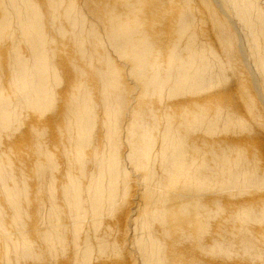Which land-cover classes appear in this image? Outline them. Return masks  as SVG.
Segmentation results:
<instances>
[{
	"label": "bare ground",
	"instance_id": "6f19581e",
	"mask_svg": "<svg viewBox=\"0 0 264 264\" xmlns=\"http://www.w3.org/2000/svg\"><path fill=\"white\" fill-rule=\"evenodd\" d=\"M43 1L42 9L41 1H0V52L7 36L10 44L20 37L28 52L5 47L11 75L6 82L0 76V134L14 131L21 107L39 115L30 162L37 183L34 244L27 248L23 220L28 190L17 186L0 156V189L12 216L5 223L0 207V264L30 257L35 264H264V161L224 135L244 118L235 97L203 93L217 85L225 63L191 30L207 17L221 41L239 44L243 32L229 22L235 15L250 50L242 53L241 43L238 52L254 59L260 77L255 70L251 86L264 104V0H202L223 3L225 19L217 5L210 15L193 9L196 0H100L90 11L104 19L108 53L124 59L131 88L103 56L98 30L82 36L88 22L75 15L76 2ZM12 22L17 36L8 35ZM48 24L56 37L45 34ZM6 63L0 60V71ZM61 70L67 81L58 94ZM4 85L14 96L8 87L1 92Z\"/></svg>",
	"mask_w": 264,
	"mask_h": 264
},
{
	"label": "rangeland",
	"instance_id": "374dc122",
	"mask_svg": "<svg viewBox=\"0 0 264 264\" xmlns=\"http://www.w3.org/2000/svg\"><path fill=\"white\" fill-rule=\"evenodd\" d=\"M1 1V0H0ZM37 3H38V5H39V2H40V4L42 5V6H40L41 7V9L43 8V6L45 5V4H43L45 1H43V0H35ZM74 1V3L76 2V4H75V15L76 16H78V14H79V16H81V17H83L84 18V20H85V22L87 23V25L84 27V32L82 31V36L84 37V38H87V36L90 34V30L92 29V30H94L95 29V31L96 30H98V31H96V33H97V40H98V42H99V44H100V42H102V44H104L103 46H104V48H102V46L100 45L99 47H100V50L101 49H103V50H101V52L103 53V56L105 55V57H106V54H107V57L109 58V59H113V60H111V61H113V62H115V63H113V67L115 68V69H117L119 72H117L118 73V76H120L121 75V78H122V80H125V81H122L123 82V84H125L126 86H128V83H132V78L131 77H129V75H130V73H129V71H128V69H126V67H125V63H124V59H120L119 60V58L118 57H116V56H118L117 54H114V52H113V54H111L112 53V48L109 46V44H108V42H107V39H105V38H103L102 36L105 34V32H104V30H105V24H104V22L102 21V20H104V19H101V16H99L98 14H92L91 13V11L90 10H92V9H95V8H97V7H99V4H100V0H93V2H92V0H73ZM78 1H79V3H78ZM97 1V2H96ZM98 1H99V3H98ZM126 0H121V1H119L120 2V4L121 5H123L122 4V2L124 3ZM197 1V0H196ZM196 1H195V4L193 5L194 7H193V9H201V10H204L207 14H209L210 15V13H208V12H210L211 10H212V7L213 6H216L217 8L219 7L220 8V11L222 12H218V11H216V13L219 15V16H221V18H223V19H225V17H224V14H223V3H215L214 5L213 4H211V5H213V6H209L208 4H206V3H203V1L201 0H198L199 2H197L198 4H196ZM82 2V3H81ZM206 4V5H205ZM78 5V6H77ZM85 5V6H84ZM149 5V6H148ZM173 5V7H175V6H177V3H175V4H172ZM172 5L171 4H167V5H165V6H163V8H165V7H168V8H171L172 7ZM46 6V5H45ZM44 6V7H45ZM152 5L151 4H149V3H147V4H145V6H144V4H143V7L145 8V12H146V10L148 9V8H150ZM197 6V7H196ZM207 6H209V7H207ZM221 6H223L222 8H221ZM262 6V5H261ZM178 7V6H177ZM200 7V8H199ZM263 8H264V6H262ZM210 10H209V9ZM218 8V9H219ZM168 9H166V11H167ZM207 10V11H206ZM217 10V9H216ZM227 10V9H226ZM85 11V12H84ZM228 11V10H227ZM77 12V13H76ZM81 12V13H80ZM229 12H230V10H229ZM227 13V15H228V12H226ZM1 14V13H0ZM96 15V16H95ZM223 15V16H222ZM99 17V18H98ZM214 17V16H213ZM233 17H235V15H233ZM233 17H231L232 19H234ZM65 17H63V15H62V17L60 18V20L62 21V23H64L65 22ZM204 19V21H200L198 24H195V26H193L192 28H191V30L193 31V30H195V31H197L196 33L198 34V35H200V36H202L203 35V37H204V39H203V37L201 38V39H203L202 41V43H203V45L205 44H207L206 46L204 45V46H201L203 49H210V50H212L214 53H216V55L218 56L219 55V58H220V60L222 59L223 61H222V63H223V65H224V63H225V65H224V70L225 71H223L222 72V79L220 78V80H221V83L217 80L215 83L217 84H215L214 86L216 87H213L212 89H213V91H212V89H208V90H204L203 91V93H205L206 91H210V93H215V94H221V95H223V93L224 94H226V96H230V97H235L236 99H237V101H238V104L239 105H237L238 106V110H239V112H240V115H241V117L242 118H244L243 120V122H241L240 124H238V125H236V127L234 128V129H231V132L230 131H228V132H226V134H224V135H227V136H229V137H231V138H234V139H236V140H239L241 143H242V147H243V149H244V151L245 152H243L244 154H246V150L248 149V150H252V152L253 151H255L256 153H257V155H258V157H259V160L261 159V161H264V104L258 99V97H257V93H255L256 91H254V88L251 86L253 83H252V80H251V78L253 79V72L255 73V75H256V78H257V76L258 77H260V73H259V69L256 67V65H255V63H254V59L253 58H249V59H247V60H243V58L241 57L242 55H241V53H240V51L238 52V50H240V47H238L239 46V44H240V46H241V43H244V45L242 44V46H241V49H242V51H243V49H244V51L245 52H250V50H248L249 49V44L246 42V38H245V30L243 29V26H241L242 24H240L239 22V20H237V18L235 17V19L234 20H232V19H230L229 20V22L231 23V21H233V23H234V25H235V23H236V21H237V23L236 24H238V25H236V26H234V27H236V28H234V27H232L233 25V23H229L230 24V26L232 27L231 29H235L236 31L238 30V31H240L239 33H238V31H237V33L238 34H240V33H242L241 35L242 36H240V39H241V42H240V40H239V44H238V42L236 41V42H234L233 44H234V46H235V48H234V46H233V44L231 43V45L232 46H230L229 47V45L228 44H226V40H224L223 38H222V41L219 39L220 37L218 36L219 35V31L216 29V23L215 22H211V20L210 19H208L207 17H205V18H203ZM206 19V20H205ZM99 20V21H98ZM236 20V21H235ZM206 21H207V23H206ZM15 22H12V26H11V28H9V30H11V32H9V34L8 35H12V32H13V30H14V32L15 31H17V32H19V30H17L16 29V27H18V25H17V22L14 24ZM159 24V22H156L155 24H156V26L157 27H159V28H161V26H162V24ZM201 23V24H200ZM91 24V25H90ZM95 24H97V26H99V27H97ZM14 25H15V27H14ZM90 26V27H89ZM201 26V27H200ZM96 27V28H95ZM195 27V28H194ZM45 28L47 29V30H45ZM45 28H44V31H46L45 32V34H47V36L49 35V34H51V35H49V39L51 38V37H53L52 35H54L55 37H56V34H54L53 33V31H52V26L50 25V24H48V26H45ZM97 28H99V29H101V31L99 30V29H97ZM238 28H240V29H238ZM13 29V30H12ZM197 29V30H196ZM199 29H202V30H199ZM205 29V30H204ZM207 29V30H206ZM215 30V31H214ZM244 30V31H243ZM50 31H52V33L50 32ZM88 33H87V32ZM202 31V32H201ZM213 31V32H212ZM13 32V33H14ZM16 32V33H17ZM220 32H225V31H220ZM16 33H14V36L16 35ZM85 33V34H84ZM102 33V34H101ZM202 33V34H201ZM206 33V34H205ZM214 33H216V34H214ZM98 34H99V36H98ZM86 37H85V36ZM17 36V35H16ZM105 36V35H104ZM209 36V37H208ZM217 36V37H216ZM8 38H6V44L4 45V50H3V48L1 49V52L3 53V54H1V52H0V58L4 55V53H5V47L7 48V50H9L10 49V47L9 46H11V45H14L15 47L17 46V48H19L18 50H23L24 49V51H22L23 52V54L24 55H28V52L26 51L27 49H25L24 48V42L23 41H21V38L20 37H16L17 38V41H18V43L20 42H23V43H21L22 44V46H21V44L19 43V46H18V43H17V41L16 42H14V43H12V44H10V36H7ZM208 37V38H207ZM15 38V37H14ZM20 38V39H19ZM19 39V40H18ZM218 39V40H217ZM7 40L9 41V42H7ZM242 40H245V42L244 41H242ZM204 41H205V43H204ZM225 42V43H224ZM9 43V45L7 46V44ZM15 43H16V45H15ZM106 43V44H105ZM201 43V44H202ZM223 43V45H221ZM68 44V43H67ZM238 44V45H237ZM246 44V45H245ZM69 45V44H68ZM228 45V46H227ZM105 46H107V49L110 47L111 49H106L105 48ZM210 46V47H209ZM243 46H245L244 48H243ZM248 46V47H247ZM206 47V48H205ZM213 47V48H212ZM221 47V48H220ZM225 47H227V48H225ZM229 47V48H228ZM247 50H246V49ZM214 49V50H213ZM226 49V50H225ZM233 49V50H232ZM3 50V51H2ZM105 50H107V51H105ZM225 51V52H224ZM237 53H236V52ZM244 51L242 52V53H244ZM106 52V53H105ZM108 52H111V53H108ZM227 52V53H226ZM253 52V51H252ZM105 53V54H104ZM239 53V54H238ZM6 54V53H5ZM233 54V55H232ZM234 54H236L235 56H234ZM116 55V56H115ZM110 56V57H109ZM233 56V57H232ZM239 56V57H238ZM6 57V58H5ZM113 57V58H112ZM243 60H241V59ZM6 59V60H5ZM114 59H117V60H114ZM237 59V60H236ZM1 63H2V60H3V62L5 61V63H6V65L4 66L3 64L1 65V66H3L2 67V69L4 68H6V71L5 70H3L2 71V69H1V71L3 72H1L0 71V76H1V79L3 80V82H6V80H7V77H8V80H10V75H11V73L9 72V70H7V64H8V56L6 55H4V57H2L1 59ZM249 60H251V61H249ZM256 60V59H255ZM242 63H241V62ZM246 61H248V62H251V63H249V64H252V65H250V67H252V68H249V67H245L246 65H247V63L248 62H246ZM120 62V63H119ZM245 63V64H244ZM254 63V64H253ZM115 64V65H114ZM119 64V65H118ZM117 65V66H116ZM227 65V66H226ZM255 65V66H254ZM238 66V67H237ZM249 66V65H248ZM232 67V68H231ZM234 67V68H233ZM253 67H255V68H253ZM119 68H121V69H119ZM226 68V69H225ZM247 68H249V70L247 69ZM244 69V70H243ZM252 69H254L253 71H252ZM125 70H126V72H125ZM234 70H236V71H234ZM240 71V72H239ZM128 72V73H127ZM259 73V75H258V73ZM65 73V74H64ZM119 73H120V75H119ZM225 73V74H224ZM4 76H3V75ZM6 74V75H5ZM66 72L65 71H60V73H59V78H60V80H59V78H58V80H59V86H57V89H56V91L58 92V94L60 93V92H62L63 91V89H64V87L62 86L63 84H64V86H66V79H67V76H66ZM127 74H128V76H127ZM251 74H253V75H251ZM9 75V76H8ZM123 75V76H122ZM255 75H254V77H255ZM126 76V77H125ZM237 76V77H236ZM240 76V77H239ZM62 77H63V79H62ZM66 78V79H65ZM125 78V79H124ZM127 78V79H126ZM131 78V79H130ZM7 80V81H8ZM63 80V81H62ZM61 81H62V83L63 84H61ZM129 81V82H128ZM227 81V82H226ZM249 81V82H248ZM218 82V83H217ZM248 82V83H247ZM129 84V88H131L132 87V85H130ZM245 84V85H244ZM58 85V84H57ZM221 85V86H220ZM4 86H6L5 88L4 87H1V92L4 90V92L3 93H5V92H8V90L10 89V86L9 85H4ZM219 86V87H218ZM243 86V87H242ZM247 86V87H246ZM9 89H8V88ZM12 88V87H11ZM218 88V89H217ZM241 88V89H240ZM6 89V90H5ZM8 89V90H7ZM243 89H247V93L243 90ZM253 90V91H252ZM238 91H240V92H238ZM10 92H11V94H10ZM14 91H13V89H10L9 90V94H8V96H14ZM218 92V93H217ZM242 92V93H241ZM246 94H245V93ZM237 93V94H236ZM239 93H240V95H239ZM250 93V94H249ZM6 95H7V93H5ZM13 94V95H12ZM233 94V95H232ZM94 95V94H93ZM237 95V96H236ZM242 95H245L244 96V98H243V96ZM252 95V96H254L253 98H251L250 96ZM96 96L97 95H94V100H96V99H98V101H96V103L97 102H99L100 103V101H99V97L97 96V98H96ZM192 96V95H191ZM159 97V96H158ZM180 97V96H179ZM179 97L177 98V99H173V100H166V102L167 103H173V101L174 102H176L177 100H179ZM188 97H189V95H188ZM241 97V98H240ZM248 97V98H247ZM243 98V99H242ZM249 98H251V99H249ZM255 98H256V100H255ZM57 99V98H56ZM248 101V104L250 103V105H247V101ZM249 99V100H248ZM253 99V101L254 102H252V101H250V100H252ZM12 100V99H11ZM240 100V101H239ZM242 100H244V102L242 103ZM169 101H171V102H169ZM246 101V102H245ZM259 101V102H258ZM56 102L58 103V100H56ZM152 102L155 104V105H157L158 104V99L157 98H153V100H152ZM157 102V103H156ZM257 102V103H256ZM245 103V104H244ZM255 105H254V104ZM258 104V105H257ZM245 105H246V107L247 106H249V107H247L248 109H247V112H246V110H244L245 109ZM250 106H252L251 107V110H252V108H254V112L253 111H251L250 110ZM257 107V108H256ZM22 109V110H21ZM18 110H19V112H18ZM17 110V112H18V114H16V117H18V118H16V120L18 119L19 120V122L18 121H16L15 123H17L16 125H14L15 127V129H14V131H12V133H10V131H8V132H6V133H4V132H1V136H0V156H1V159H4V160H2V163H3V165H5V167H8V171L15 177V179H16V183L18 184L17 186H19V187H21V185H22V187L23 188H25L26 190H28L27 192H28V195H29V197H28V200L26 201V200H24L23 199V220H24V222H25V224H26V227H28V229L30 230V239H29V244H28V246H27V248H29V247H31L34 243H33V239L31 238V229L33 228V226H34V223H35V219H36V216H35V205H34V199H35V195H36V187H37V183H36V181L34 180V177L33 176H35V166H34V164L32 165L31 163H32V160H33V158H34V150L36 149V145H34L35 143H36V138H35V129H33V127H34V122H35V120H36V118H39V115L38 114H36L32 109H30L29 107H25V108H19ZM24 111V112H23ZM248 111H251V112H248ZM16 112V113H17ZM98 112H101V109L99 108V110H98ZM248 114H251V115H248ZM257 114V115H256ZM20 115V116H19ZM122 114H120L119 116H121ZM262 116V117H261ZM21 117V118H20ZM48 118L49 116L48 115H46L45 116V118ZM256 119V120H255ZM257 119H259V120H257ZM246 120V121H245ZM262 120V121H261ZM256 121H261V125H259L260 124V122L258 123V122H256ZM245 122L247 123V125L245 124ZM245 125H244V124ZM21 125V126H20ZM33 125V126H32ZM251 125V126H250ZM253 125V126H252ZM32 126V127H31ZM248 127V129L246 130V128ZM249 127H251V128H249ZM244 128V129H243ZM20 129V130H19ZM33 129V130H32ZM252 129V130H251ZM244 130H246V131H244ZM244 131V132H243ZM251 131V132H250ZM234 132V133H233ZM7 134V135H6ZM23 137V138H22ZM34 138V139H33ZM245 140H248L249 142H247V144H244V142H245ZM3 144V145H2ZM28 146V147H27ZM3 147H5V148H3ZM3 148V149H2ZM245 148H247V149H245ZM252 148V149H251ZM3 150V151H2ZM5 150V151H4ZM257 150V151H256ZM8 151H10V152H8ZM20 151H21V153H20ZM7 152H8V154H7ZM17 152V153H16ZM260 152V153H259ZM2 153H3V155H2ZM18 153H19V155H18ZM5 155V156H4ZM8 155H9V157H8ZM29 155V156H28ZM8 157V158H7ZM16 157V158H15ZM9 162H11V163H9ZM31 162V163H30ZM9 166H11L12 168H9ZM14 166V167H13ZM18 166V167H17ZM21 168V169H20ZM12 169V170H11ZM23 169V170H22ZM12 171V172H11ZM18 172V173H17ZM15 174V175H14ZM17 176H19V179L17 180ZM23 176V177H22ZM28 177V178H27ZM26 179V180H25ZM31 180V181H30ZM18 181V182H17ZM24 182V183H23ZM29 183V184H28ZM21 184V185H20ZM24 185V186H23ZM26 185H28V186H26ZM30 201H32V202H30ZM5 204V205H4ZM0 207H1V209H2V214H1V218H4L3 220L5 221V223H10V221H9V219H11V211L9 210V206H8V204L6 203V201H5V199H4V197H3V193H2V190L0 189ZM34 208V209H33ZM7 210H8V212H7ZM34 210V212H32ZM26 212V213H25ZM31 213V214H30ZM7 214V215H6ZM10 215V216H9ZM7 216H9V217H7ZM25 216V217H24ZM5 218H6V220H5ZM33 220H35V221H33ZM33 221V222H32ZM13 231V230H12ZM0 250H3L2 248H1V243H0ZM11 252H13V251H11ZM0 253H2V251H0ZM15 253V252H14ZM21 259V260H20ZM19 261H22V262H19ZM26 262V263H25ZM35 264V262H34V260H33V258L32 257H30V258H19L18 260H13L12 261V263L11 264Z\"/></svg>",
	"mask_w": 264,
	"mask_h": 264
}]
</instances>
